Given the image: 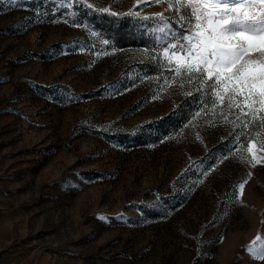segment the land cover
Listing matches in <instances>:
<instances>
[{
    "label": "rangeland",
    "instance_id": "374dc122",
    "mask_svg": "<svg viewBox=\"0 0 264 264\" xmlns=\"http://www.w3.org/2000/svg\"><path fill=\"white\" fill-rule=\"evenodd\" d=\"M78 3L184 33L154 0H0V264H264V112L213 107Z\"/></svg>",
    "mask_w": 264,
    "mask_h": 264
},
{
    "label": "snow or ice",
    "instance_id": "6c2138e0",
    "mask_svg": "<svg viewBox=\"0 0 264 264\" xmlns=\"http://www.w3.org/2000/svg\"><path fill=\"white\" fill-rule=\"evenodd\" d=\"M154 3H167L168 9H174L184 29L179 36L165 32L167 24L159 29L164 36L162 55L167 58L168 70L175 74L173 79L186 76L188 83L199 81L197 91L214 97L213 107L216 99L223 104L226 97L229 109H239L237 119L249 114L255 119L257 113L264 112V0H154ZM86 6L95 9L92 4ZM157 15L163 20V14ZM260 120L264 128V116ZM242 124L247 127L248 121ZM253 147L254 142L247 147L252 153L248 163L255 167L264 161L253 153ZM261 150L264 151V143ZM238 187L242 196L244 183ZM246 251L254 260L264 261V237L258 235Z\"/></svg>",
    "mask_w": 264,
    "mask_h": 264
},
{
    "label": "trees",
    "instance_id": "16d2710c",
    "mask_svg": "<svg viewBox=\"0 0 264 264\" xmlns=\"http://www.w3.org/2000/svg\"><path fill=\"white\" fill-rule=\"evenodd\" d=\"M72 19L78 23H83L99 33L112 32L113 35H119L120 33H129L126 36L125 41L134 45H141L147 47H158L161 41H163V33L159 31V28L165 24L168 25L165 28V32H171L175 35L180 34V30L169 25L170 20L168 18L156 19L149 17H134L130 15H110L94 11L82 3L73 5L69 11ZM159 38V39H158Z\"/></svg>",
    "mask_w": 264,
    "mask_h": 264
}]
</instances>
